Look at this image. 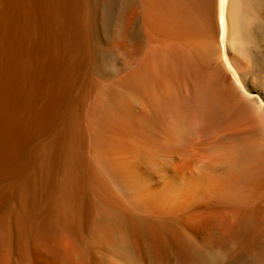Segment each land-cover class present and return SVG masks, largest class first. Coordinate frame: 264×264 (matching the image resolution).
Returning a JSON list of instances; mask_svg holds the SVG:
<instances>
[{"label":"bare ground","instance_id":"6f19581e","mask_svg":"<svg viewBox=\"0 0 264 264\" xmlns=\"http://www.w3.org/2000/svg\"><path fill=\"white\" fill-rule=\"evenodd\" d=\"M0 264H264V0H0Z\"/></svg>","mask_w":264,"mask_h":264}]
</instances>
